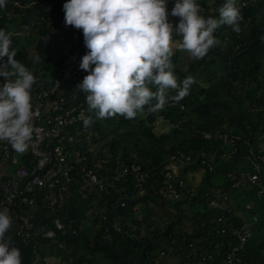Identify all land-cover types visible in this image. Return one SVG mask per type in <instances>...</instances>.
<instances>
[{
    "label": "trees",
    "instance_id": "trees-1",
    "mask_svg": "<svg viewBox=\"0 0 264 264\" xmlns=\"http://www.w3.org/2000/svg\"><path fill=\"white\" fill-rule=\"evenodd\" d=\"M174 2L168 0L167 8L172 9ZM198 3L200 14L205 18L218 17V11H210L223 4L217 0H198ZM237 3L243 15L238 33L231 26L218 28L214 35L220 43L199 60L190 55L186 57L187 52L183 49L172 52L170 61L178 82L187 77L193 78L188 95L178 102L169 100L164 108L156 112H148L145 106V110L133 119L119 114L98 119L92 113L94 150L106 160L104 165L113 171L122 165H137L142 171L150 172L151 179L142 190L129 186L132 196L130 200H125V208L119 204L114 206L118 199L115 192L102 196L97 202L98 196L93 195L85 201L87 206L78 209L71 201L61 212L67 220L80 222L87 219L92 210L101 211L105 202L112 213L108 221L102 222L95 215V223H100L101 227L95 229L93 236L84 232L65 237L63 240L69 246L67 251L57 248L63 256L59 264H154L164 242L172 248L177 264H225L228 252L237 242L230 235L218 233L215 225L212 230L210 226H203L205 220L215 216L202 199L208 189L230 194L236 224L244 221L253 223L252 235L240 264H264V164L259 186L232 189L227 178L229 173L247 170L249 158L258 154L264 144V0H238ZM64 16L62 8L59 21L52 28L38 29L25 44L21 43L22 40L15 42V59L23 63L35 78L52 74V58L58 53L61 40L59 33L68 36L74 29L65 25ZM179 19L174 17L173 26L178 24ZM4 27V22L0 20V29ZM173 40L182 43L178 35H174ZM4 60L7 61V57ZM149 87L152 91L156 90L152 85ZM175 94V90L168 92L169 96ZM173 102L178 106L169 107ZM159 119L171 129L156 135L155 124ZM218 131L238 136L240 141L233 148L224 146L220 141L203 138L205 133ZM177 152L195 158L204 153L214 172L210 173L196 163L185 168L183 172L205 171L201 187L196 190L195 196H190L192 187L185 181L187 193L184 192L183 198L168 202L159 195V176L155 173L158 174L169 156ZM100 174L105 173L100 171ZM148 203L172 208L177 220L164 230L155 227L140 235L135 227L140 229L144 223L133 221L132 214L138 205ZM194 206H199L200 210L192 212ZM247 206L251 208L247 209ZM184 218L193 220L190 229L183 223ZM109 223H119L125 234L110 230L111 238L103 239ZM5 235L10 246L20 249L22 264H49L44 260L45 249L35 253L20 240ZM195 239L190 246L189 240Z\"/></svg>",
    "mask_w": 264,
    "mask_h": 264
},
{
    "label": "built area",
    "instance_id": "built-area-1",
    "mask_svg": "<svg viewBox=\"0 0 264 264\" xmlns=\"http://www.w3.org/2000/svg\"><path fill=\"white\" fill-rule=\"evenodd\" d=\"M65 2L6 0L5 7L0 9V20L5 25L3 29L12 34V41L23 40L27 43L38 29L49 30L58 23ZM218 9L216 5L210 12ZM167 10L171 12V9ZM169 21L173 22L174 17L170 15ZM57 49L58 53L51 62L52 74L36 77L31 90V124L34 133L27 149L16 152L7 141H0V210H7L12 218L6 234L31 247L35 253L44 250L47 245L67 251L69 245L63 239L85 232L88 217L76 222L67 220L61 214L71 201L78 199L85 202L97 195V202L102 196H110L115 192L118 199L114 206L119 204L125 208L126 201L132 196L128 191L129 186L142 190L151 179V173L142 171L137 165H122L117 170H111L104 165L106 160L89 146L90 140L94 138L93 112L86 103V94L76 87L88 74L79 67L83 55L88 51L82 30L74 28L68 36H63ZM3 62L6 61H0ZM3 80L0 77V81ZM177 106L175 102L169 104L171 108ZM180 108L185 110L183 106ZM88 117L91 123L85 127L83 119ZM161 121L157 120L156 124ZM203 138L220 141L224 146L233 148L240 141V137L220 131L205 133ZM263 152L264 144L258 154L249 158L247 170L227 175L232 189L244 190L261 184ZM89 159L91 162H88ZM195 163L210 173L214 172L213 165L204 153L196 158L182 152L169 156L166 165L158 174L155 173V176H159L157 185H160L159 195L162 199L176 202L183 198L184 192L187 193L183 170ZM100 171L105 174H100ZM194 191L192 189L190 196H195ZM202 199L207 209L215 215L205 220L203 226H210L212 230L215 225L218 233L230 235L237 242L228 252L224 263L240 264L252 235L253 223L234 222L227 191L208 189ZM250 208L247 206V209ZM111 213L105 202V207L96 215L102 222L108 221ZM100 227L101 224H96L94 217V230ZM110 230L125 234L119 223H109L103 239L111 238ZM195 241L189 240L190 246ZM172 252V248L164 242L154 264H169L170 260H174Z\"/></svg>",
    "mask_w": 264,
    "mask_h": 264
},
{
    "label": "clouds",
    "instance_id": "clouds-1",
    "mask_svg": "<svg viewBox=\"0 0 264 264\" xmlns=\"http://www.w3.org/2000/svg\"><path fill=\"white\" fill-rule=\"evenodd\" d=\"M238 0H224L218 17L200 14L198 0H175L169 13L168 0H66L65 25L81 29L88 49L80 69L88 74L76 86L86 94L90 111L98 119L117 114L135 118L145 110L156 112L169 100L180 101L194 83L192 77L178 82L170 61L173 36L182 38L181 47L199 60L219 44L215 31L223 25L240 31L243 20ZM6 0H0V9ZM179 17L175 26L169 16ZM12 34L0 29V141L16 152H24L34 128L31 90L34 74L11 48ZM152 85L156 90L152 91ZM175 95L169 96V90ZM91 118H84L89 126ZM12 223L7 210H0V264H22L21 252L10 246L6 233Z\"/></svg>",
    "mask_w": 264,
    "mask_h": 264
},
{
    "label": "rangeland",
    "instance_id": "rangeland-1",
    "mask_svg": "<svg viewBox=\"0 0 264 264\" xmlns=\"http://www.w3.org/2000/svg\"><path fill=\"white\" fill-rule=\"evenodd\" d=\"M63 36L59 33V38L61 39ZM17 40H13V43L11 45V48L16 49L17 47L15 46V42ZM21 43L25 44V41H21ZM181 44L179 42H174L173 43V48H172V52H174V50H181ZM189 54L186 53V57H188ZM171 129V127L168 124L163 123L162 121L159 124H156V128H155V133L156 135L168 132ZM94 139H91L89 142V146L95 148L94 143H93ZM203 171V172H202ZM191 172H183L182 177L185 181H187V183L191 182L189 180L190 174ZM198 175H202L198 178H196V182L193 183L192 189H194L196 192V190H199V188L201 187V183L203 180V176L205 175V171L204 170H198L197 171ZM73 205L76 209H78L79 207H85L87 206L86 202L80 201L78 199H75L73 201ZM197 210H200L199 206H194L192 208V212H197ZM97 214L96 209L92 210V213L89 214L88 219H87V225L85 226V232L86 234H88L89 236H93L95 230L93 228V219L95 217V215ZM132 219L133 221H138V222H142L144 223L140 229H138V227H135V229L138 230V232L140 233V235H145L146 233H148V231L153 230V228L155 227H159L160 229H163L165 227H168L172 222L177 220L176 217V213L175 210H173L170 207L166 208L164 206H160L158 204H154V203H148L147 205H138L135 209H134V213L132 214ZM192 222L193 220H191L190 218H184L183 223L185 224L186 228H191L192 226ZM150 225H152L150 228H148ZM164 230V229H163ZM46 248V249H45ZM44 249V260L45 262L49 263V264H59L63 258L62 253H60L58 251V247L57 246H46ZM178 260H170L169 264H177ZM66 264V263H63Z\"/></svg>",
    "mask_w": 264,
    "mask_h": 264
},
{
    "label": "crops",
    "instance_id": "crops-1",
    "mask_svg": "<svg viewBox=\"0 0 264 264\" xmlns=\"http://www.w3.org/2000/svg\"><path fill=\"white\" fill-rule=\"evenodd\" d=\"M174 42H179V41H174ZM180 43V42H179ZM181 44V43H180ZM176 50H174V52H175ZM198 171V170H197ZM197 171H190L191 173V175H190V177H189V180L191 181V182H189L188 183V185H190L191 187L193 186V183L194 182H196V178H198V177H200V176H202V175H198V173H197ZM203 172V171H202ZM189 173V172H188Z\"/></svg>",
    "mask_w": 264,
    "mask_h": 264
}]
</instances>
